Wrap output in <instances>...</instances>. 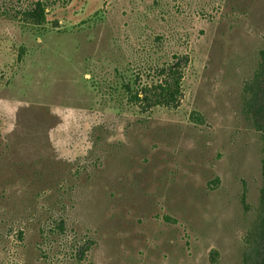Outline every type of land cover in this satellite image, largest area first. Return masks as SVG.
Returning a JSON list of instances; mask_svg holds the SVG:
<instances>
[{
	"label": "rangeland",
	"instance_id": "rangeland-1",
	"mask_svg": "<svg viewBox=\"0 0 264 264\" xmlns=\"http://www.w3.org/2000/svg\"><path fill=\"white\" fill-rule=\"evenodd\" d=\"M34 1L0 0V264H259L264 0ZM172 53L180 106L140 113L120 83ZM55 201L79 250L39 236Z\"/></svg>",
	"mask_w": 264,
	"mask_h": 264
},
{
	"label": "trees",
	"instance_id": "trees-1",
	"mask_svg": "<svg viewBox=\"0 0 264 264\" xmlns=\"http://www.w3.org/2000/svg\"><path fill=\"white\" fill-rule=\"evenodd\" d=\"M60 1L62 7L67 5L63 3V0H35L32 5L23 8L21 17L36 28L43 27L47 23L49 9L57 6ZM160 1L153 0V4L159 7ZM155 40L159 44L160 38L156 37ZM187 64L188 57L185 55L174 53L167 55L160 61L152 62L146 69L145 76L137 75L135 81L120 83V91L123 95L125 94L129 105L140 113H151L156 108L177 109L183 98L182 83ZM243 110L246 120L257 133L261 144V186L256 219L252 223L249 234L254 243L251 249L260 260L259 264H264V247L261 245L264 240V47L259 52L257 67L251 79L243 88ZM55 203V207L60 206L61 209H51L50 212L53 215L38 226L41 240L48 246L54 242L67 248L76 246L75 249L79 250L80 243L75 242L68 235L70 223L61 213L65 206L61 204V201L58 203L55 201ZM82 254L83 251H81Z\"/></svg>",
	"mask_w": 264,
	"mask_h": 264
}]
</instances>
